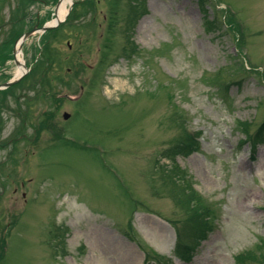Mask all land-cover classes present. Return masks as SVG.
<instances>
[{
	"label": "rangeland",
	"instance_id": "1",
	"mask_svg": "<svg viewBox=\"0 0 264 264\" xmlns=\"http://www.w3.org/2000/svg\"><path fill=\"white\" fill-rule=\"evenodd\" d=\"M58 2L0 0V83ZM68 8L0 90V264H264V0Z\"/></svg>",
	"mask_w": 264,
	"mask_h": 264
},
{
	"label": "bare ground",
	"instance_id": "2",
	"mask_svg": "<svg viewBox=\"0 0 264 264\" xmlns=\"http://www.w3.org/2000/svg\"><path fill=\"white\" fill-rule=\"evenodd\" d=\"M72 0H63L62 3L60 4V6L58 7V11H57V15H56V19H54V22L56 21H61L62 19H64L67 11H68V6L71 3ZM18 59L20 60V67L18 70V75H21L24 73L25 69H24V60L22 57V52H20V50L18 49Z\"/></svg>",
	"mask_w": 264,
	"mask_h": 264
},
{
	"label": "water",
	"instance_id": "3",
	"mask_svg": "<svg viewBox=\"0 0 264 264\" xmlns=\"http://www.w3.org/2000/svg\"><path fill=\"white\" fill-rule=\"evenodd\" d=\"M60 22H61V21H58L56 25H48V24H47V25H44L43 27H35V28H33L32 30L26 32V33L22 36L21 41H20L21 44H23V42H24L26 39H28L30 36H32L34 33L38 32V31H46V30H48V29H50V28L56 27V26H58V25L60 24ZM17 62H18V61H17ZM18 63H19V62H18ZM19 79H20V78H17V79H14V80H12V81L6 82V83L0 85V88L8 87V86H10V85H12V84L18 82ZM69 116H70V115H69L68 113H65V114H64V117H65V118H68Z\"/></svg>",
	"mask_w": 264,
	"mask_h": 264
},
{
	"label": "trees",
	"instance_id": "4",
	"mask_svg": "<svg viewBox=\"0 0 264 264\" xmlns=\"http://www.w3.org/2000/svg\"><path fill=\"white\" fill-rule=\"evenodd\" d=\"M255 135H256V134H255ZM255 135H254V136H255ZM252 137H253V136H252ZM191 139H192V138H191ZM252 141H255V140H252ZM190 145L193 146V144H190Z\"/></svg>",
	"mask_w": 264,
	"mask_h": 264
}]
</instances>
